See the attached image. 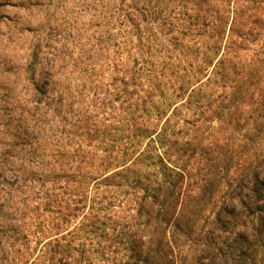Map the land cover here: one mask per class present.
<instances>
[{
	"label": "trees",
	"instance_id": "16d2710c",
	"mask_svg": "<svg viewBox=\"0 0 264 264\" xmlns=\"http://www.w3.org/2000/svg\"><path fill=\"white\" fill-rule=\"evenodd\" d=\"M61 2L0 130V264H264V0Z\"/></svg>",
	"mask_w": 264,
	"mask_h": 264
},
{
	"label": "rangeland",
	"instance_id": "374dc122",
	"mask_svg": "<svg viewBox=\"0 0 264 264\" xmlns=\"http://www.w3.org/2000/svg\"><path fill=\"white\" fill-rule=\"evenodd\" d=\"M57 0H0V130L6 123L16 98L22 96L28 45L43 29L46 13ZM78 0H62L63 7L74 11ZM83 21H88L85 15ZM2 134H0L1 136ZM178 258L177 264H194L192 252Z\"/></svg>",
	"mask_w": 264,
	"mask_h": 264
}]
</instances>
